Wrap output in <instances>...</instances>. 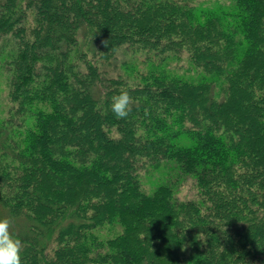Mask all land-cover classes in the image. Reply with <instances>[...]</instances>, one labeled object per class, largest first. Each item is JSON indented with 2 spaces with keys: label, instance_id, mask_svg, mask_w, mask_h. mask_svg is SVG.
<instances>
[{
  "label": "trees",
  "instance_id": "trees-1",
  "mask_svg": "<svg viewBox=\"0 0 264 264\" xmlns=\"http://www.w3.org/2000/svg\"><path fill=\"white\" fill-rule=\"evenodd\" d=\"M0 74L21 264H264V0H0Z\"/></svg>",
  "mask_w": 264,
  "mask_h": 264
},
{
  "label": "clouds",
  "instance_id": "clouds-1",
  "mask_svg": "<svg viewBox=\"0 0 264 264\" xmlns=\"http://www.w3.org/2000/svg\"><path fill=\"white\" fill-rule=\"evenodd\" d=\"M102 44L107 47L108 40H103ZM111 101V110L117 119L129 116L134 101L126 88H122ZM10 223L8 218H0V264H21L23 243L10 232Z\"/></svg>",
  "mask_w": 264,
  "mask_h": 264
},
{
  "label": "rangeland",
  "instance_id": "rangeland-1",
  "mask_svg": "<svg viewBox=\"0 0 264 264\" xmlns=\"http://www.w3.org/2000/svg\"><path fill=\"white\" fill-rule=\"evenodd\" d=\"M204 1V3H228V0H200ZM210 2V3H209ZM6 88L3 78L0 74V116H4L6 113V108L9 105V102L6 99ZM148 173V174H147ZM142 176V184L143 187L148 190L151 186V180L150 178H153V176H150V173L146 170H143L141 173ZM176 195L179 199H193L197 195V186L195 184V181L190 176H185L182 181L177 185L176 187ZM1 213V212H0Z\"/></svg>",
  "mask_w": 264,
  "mask_h": 264
}]
</instances>
